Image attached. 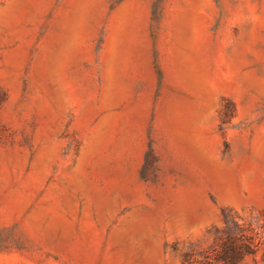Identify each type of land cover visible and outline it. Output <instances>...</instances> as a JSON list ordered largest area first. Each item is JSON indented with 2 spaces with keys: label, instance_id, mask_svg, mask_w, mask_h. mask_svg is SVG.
Returning <instances> with one entry per match:
<instances>
[{
  "label": "rangeland",
  "instance_id": "rangeland-1",
  "mask_svg": "<svg viewBox=\"0 0 264 264\" xmlns=\"http://www.w3.org/2000/svg\"><path fill=\"white\" fill-rule=\"evenodd\" d=\"M222 212L264 264V0H0V264H182Z\"/></svg>",
  "mask_w": 264,
  "mask_h": 264
},
{
  "label": "trees",
  "instance_id": "trees-1",
  "mask_svg": "<svg viewBox=\"0 0 264 264\" xmlns=\"http://www.w3.org/2000/svg\"><path fill=\"white\" fill-rule=\"evenodd\" d=\"M221 217L225 228L216 232L213 244L199 256L185 253L182 264H244L247 258L257 264L256 256L263 244L258 232L240 227L226 212Z\"/></svg>",
  "mask_w": 264,
  "mask_h": 264
}]
</instances>
